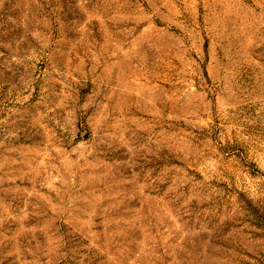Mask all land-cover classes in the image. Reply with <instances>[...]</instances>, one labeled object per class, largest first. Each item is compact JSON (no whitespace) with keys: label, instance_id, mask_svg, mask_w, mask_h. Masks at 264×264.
Here are the masks:
<instances>
[{"label":"rangeland","instance_id":"obj_1","mask_svg":"<svg viewBox=\"0 0 264 264\" xmlns=\"http://www.w3.org/2000/svg\"><path fill=\"white\" fill-rule=\"evenodd\" d=\"M0 264H264V0H0Z\"/></svg>","mask_w":264,"mask_h":264}]
</instances>
